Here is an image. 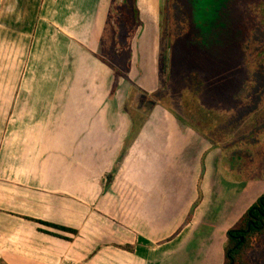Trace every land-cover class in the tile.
Listing matches in <instances>:
<instances>
[{"label":"crops","instance_id":"1","mask_svg":"<svg viewBox=\"0 0 264 264\" xmlns=\"http://www.w3.org/2000/svg\"><path fill=\"white\" fill-rule=\"evenodd\" d=\"M100 2L0 0V264H224L228 232L264 189L246 206L239 189L258 185L234 176L237 152L211 151L201 177L192 157L214 142L179 122L148 124L153 137L115 174L124 141L106 99L118 64L90 51ZM166 163L177 185H160Z\"/></svg>","mask_w":264,"mask_h":264},{"label":"rangeland","instance_id":"2","mask_svg":"<svg viewBox=\"0 0 264 264\" xmlns=\"http://www.w3.org/2000/svg\"><path fill=\"white\" fill-rule=\"evenodd\" d=\"M116 46L123 54L117 59ZM90 51L118 64L106 99L108 123L116 118L124 141L115 174L137 140L153 137L148 124L179 122L191 124L186 131L200 144L214 142L192 157L201 177L211 151L237 152L246 159L231 158L234 176L258 185L239 189L246 206L264 189V0H101ZM26 102L21 95V107ZM259 153L262 170L246 161ZM164 167L157 170L160 185H177L180 178L174 182L170 165ZM249 256L264 264V236Z\"/></svg>","mask_w":264,"mask_h":264},{"label":"trees","instance_id":"3","mask_svg":"<svg viewBox=\"0 0 264 264\" xmlns=\"http://www.w3.org/2000/svg\"><path fill=\"white\" fill-rule=\"evenodd\" d=\"M26 219L33 221L39 224L40 226H46L61 232L71 233L75 235L77 234L75 230L60 225L51 224L36 219H29V218ZM250 222H252L253 224L251 225L250 230L247 231L248 224ZM39 231L51 236L68 240L66 237L62 235L50 231H45L42 228H39ZM263 236H264V194L257 201V203L253 205L246 212V214L240 219L236 227H234L228 232L227 242L225 246L224 264H252L249 256L250 252L252 249H254L255 245L261 240ZM121 248L129 252L133 251L132 246H123Z\"/></svg>","mask_w":264,"mask_h":264},{"label":"water","instance_id":"4","mask_svg":"<svg viewBox=\"0 0 264 264\" xmlns=\"http://www.w3.org/2000/svg\"><path fill=\"white\" fill-rule=\"evenodd\" d=\"M252 224H253L252 222H250V223L248 224V229H247V231L250 230V227H251ZM242 240H243V239H242Z\"/></svg>","mask_w":264,"mask_h":264}]
</instances>
